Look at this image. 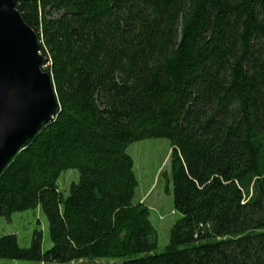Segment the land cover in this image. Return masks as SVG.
<instances>
[{"label": "trees", "instance_id": "trees-1", "mask_svg": "<svg viewBox=\"0 0 264 264\" xmlns=\"http://www.w3.org/2000/svg\"><path fill=\"white\" fill-rule=\"evenodd\" d=\"M58 108L0 173V218H47L0 264H264V0H18ZM170 146L168 245L126 153ZM74 169L63 197L57 180ZM101 261V262H97Z\"/></svg>", "mask_w": 264, "mask_h": 264}, {"label": "water", "instance_id": "water-1", "mask_svg": "<svg viewBox=\"0 0 264 264\" xmlns=\"http://www.w3.org/2000/svg\"><path fill=\"white\" fill-rule=\"evenodd\" d=\"M17 1L0 0V173L58 108L51 76L41 66V42Z\"/></svg>", "mask_w": 264, "mask_h": 264}, {"label": "rangeland", "instance_id": "rangeland-1", "mask_svg": "<svg viewBox=\"0 0 264 264\" xmlns=\"http://www.w3.org/2000/svg\"><path fill=\"white\" fill-rule=\"evenodd\" d=\"M126 153L132 159L133 172L138 180L134 203L143 202L149 210L150 223L157 232V247L154 253L159 254L168 245L170 230L180 218V214L173 209L169 142L166 139L136 141L127 147ZM77 181L78 172L74 169L60 174L57 185L64 198L69 195L70 185ZM35 231L41 232L42 251L49 250L51 242L48 222L40 206L15 212L10 221L0 218V237L14 235L22 248L29 247ZM18 264L37 263L18 262Z\"/></svg>", "mask_w": 264, "mask_h": 264}]
</instances>
